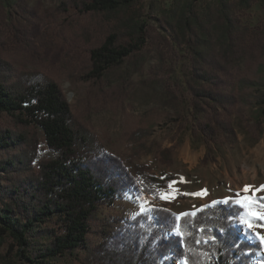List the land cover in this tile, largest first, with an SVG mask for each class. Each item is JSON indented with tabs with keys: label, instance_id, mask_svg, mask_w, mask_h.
I'll return each instance as SVG.
<instances>
[{
	"label": "trees",
	"instance_id": "1",
	"mask_svg": "<svg viewBox=\"0 0 264 264\" xmlns=\"http://www.w3.org/2000/svg\"><path fill=\"white\" fill-rule=\"evenodd\" d=\"M27 1L0 0V247L6 246L0 264L261 261L263 247L244 225L264 222L235 198L179 214L149 201L130 217H101L119 201H160L158 189L169 177L130 168L107 152L46 71L50 65L84 87L86 109L102 108L122 92L109 91L116 70L126 66L125 80L152 52L161 62L182 52L183 85L163 82L176 121L208 149L237 142L233 119L258 141L264 27L251 29L244 43L239 16L258 0H170L151 8V22L139 0H57L30 12ZM15 52L22 60L11 57ZM252 54L260 57L251 61ZM245 56L249 66L242 70L237 62ZM41 142L51 158H41ZM252 200L264 210V198Z\"/></svg>",
	"mask_w": 264,
	"mask_h": 264
},
{
	"label": "rangeland",
	"instance_id": "2",
	"mask_svg": "<svg viewBox=\"0 0 264 264\" xmlns=\"http://www.w3.org/2000/svg\"><path fill=\"white\" fill-rule=\"evenodd\" d=\"M139 2L144 7L145 17L151 22L155 19V11L151 8H165L170 0ZM56 4L57 0H28L27 8L30 12L50 9ZM239 16L240 33L244 43L249 42L251 29L264 27V6L258 0ZM179 54L181 58L177 61L168 59L161 62L160 57L152 52L143 68L131 73L125 80L122 74L126 66L116 70L110 79L109 91L120 87L122 92L102 108L93 106L86 109L80 103L85 88L72 85L68 77L56 68L50 65L46 68L59 82L72 111L82 118L107 152L120 157L130 168L142 165L155 178L169 177L167 185L158 189L160 201L151 196L119 201L115 206L106 208L101 217H130L150 206L149 201L153 206L179 214L215 200L235 198L246 204L245 197L264 198V190H260L264 186V134L255 141L243 123L233 119L237 142L208 149L176 121L175 106L168 103L163 82L183 85L187 63L184 54ZM258 56L252 54L249 58L254 61ZM11 57L16 62L22 60L20 53L15 52ZM249 58L241 57L237 65L244 70L245 65L249 66V63L246 64ZM164 151L170 153L164 154ZM40 156L42 159L52 157L43 142ZM246 186L248 191H244ZM244 226L255 237L256 233L264 235L263 227ZM260 243L262 258L256 264H264V242ZM5 250V245L0 247L1 254H5Z\"/></svg>",
	"mask_w": 264,
	"mask_h": 264
},
{
	"label": "snow or ice",
	"instance_id": "3",
	"mask_svg": "<svg viewBox=\"0 0 264 264\" xmlns=\"http://www.w3.org/2000/svg\"><path fill=\"white\" fill-rule=\"evenodd\" d=\"M171 187V185H169ZM248 187L246 186L244 191H248ZM260 190H264V186L261 187ZM195 195V194H192ZM165 199H167V197H164ZM245 201H247V203L245 204V207H247L248 209V215L251 217H255L258 220H264V212L259 211L256 207H254V203L255 201L252 200L251 197H245ZM238 203H244V201H240ZM262 207H264V204L261 205ZM182 215H187V214H182ZM177 219H179V217H177ZM248 227L251 228L253 227V225L251 223L248 224ZM256 237L261 241L264 242V235H260L259 233H256Z\"/></svg>",
	"mask_w": 264,
	"mask_h": 264
}]
</instances>
